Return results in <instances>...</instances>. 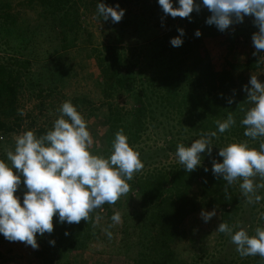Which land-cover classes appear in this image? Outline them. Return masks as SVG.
<instances>
[{
    "label": "rangeland",
    "instance_id": "rangeland-1",
    "mask_svg": "<svg viewBox=\"0 0 264 264\" xmlns=\"http://www.w3.org/2000/svg\"><path fill=\"white\" fill-rule=\"evenodd\" d=\"M70 1L68 10L67 7L62 9L63 6L56 10L51 6L53 0H0V66L10 68L14 77H19L17 111L20 120L17 123L10 121L11 131L0 132V159L6 160V149L14 150V135L34 130L40 136L51 129L60 115L58 108L66 100H71L88 122L94 140L92 152L107 157L113 131L108 122L109 111L114 108L115 112L129 118L135 107L129 89L116 88L110 90L109 98L106 96L103 70L106 68L108 75L113 74V65L120 69L121 76L125 74L140 83L143 79H158L168 71L167 67L176 64L174 74L180 78L182 87L189 90L191 86H187L183 79L190 69L193 72L194 56L198 54L210 62L215 72H229L240 94L247 95L243 89L252 73L264 82V63L258 62L264 52L253 55L252 35L258 29L252 17L246 16L243 23L234 24L224 32L217 28L213 35L204 33L197 45L195 39L198 37L191 35L188 43L193 44V50L189 52L185 47L187 52L174 61L169 54L161 56L157 42L163 41L170 32L179 33V28L186 32L188 25L184 18L165 16L161 9H157L155 0L110 1L111 6L119 4L126 10L118 23L111 19L104 21L98 15L97 5L102 0ZM67 13L73 16H69L70 22L76 20L74 16L77 15L74 27L70 23L64 26ZM64 33L67 43L62 36ZM110 47L115 48L111 54L106 50ZM178 48L175 47V52L180 51ZM100 60H105L103 67ZM20 110L24 115L19 114ZM160 115L157 114L158 121L143 135L140 143L134 145L138 146L144 163V168L134 177L156 169L164 172L182 166L175 155L177 145L190 146L199 138L191 133L193 129L187 121L176 117V121L169 122ZM227 144L230 143L214 137L212 153L201 154L200 166H209L207 164H212L213 159L222 162L219 149ZM199 182H194L192 188L199 210L186 219L172 245L175 264H264L259 256L241 257L230 236L221 243L219 232L215 231L221 223V209L203 207ZM25 190L21 184L16 193L21 200ZM260 190L264 194V189ZM139 198L133 191L111 205V216L103 211L88 247L70 254L66 261H56V264H135L139 252V235L134 229L140 230V220L136 219ZM254 205L245 208V214L237 221L233 233L241 226L250 235L255 233V228H251L257 214ZM213 208H216V216L205 223L200 213ZM115 211L122 214V223L111 229L113 237L109 239L103 229L112 223ZM128 214L130 219H126ZM44 258L41 245L33 249L24 242H10L0 234V264H44Z\"/></svg>",
    "mask_w": 264,
    "mask_h": 264
},
{
    "label": "clouds",
    "instance_id": "clouds-1",
    "mask_svg": "<svg viewBox=\"0 0 264 264\" xmlns=\"http://www.w3.org/2000/svg\"><path fill=\"white\" fill-rule=\"evenodd\" d=\"M158 4L165 16L189 20L194 11L199 13L206 8L211 13L206 23L215 25L221 32L243 23L246 16L252 17L258 29L252 35L253 55L264 52V0H202V4L196 0H178V7H174L173 0H158ZM97 11L104 21L111 19L118 23L126 10L119 4L113 7L100 2ZM178 32L170 41L173 47H180L184 42L185 30L179 28ZM195 35L199 37L202 33L198 29ZM258 62L264 63V55ZM243 90L247 94L246 101L252 105L241 121L245 127L243 135L248 139L220 147L218 155L223 160L213 159L211 170L228 186L239 181L246 203L255 204L264 199L258 194L264 189V140L258 148L250 142L264 138V82L252 73ZM233 102L234 96L228 99L229 104ZM57 111L60 115L51 129L40 136L34 130L14 135V150L6 149V160L0 159V234L10 242H24L33 249L39 248L37 234L43 237L54 231V217L58 216L61 224L88 223L97 209L106 203L115 205L127 195L131 190L129 181L144 168L138 146L130 145L122 128L115 133L111 154L105 157L92 152L94 140L88 122L71 100L64 101ZM19 114L24 115L22 110ZM215 123L219 133H224L236 120L229 113L225 120ZM216 136V131L202 132L190 146L177 145L175 155L188 173L202 164V153L211 155ZM204 170L207 172L208 168ZM257 178L261 182L258 183ZM21 184L26 189L22 203L16 195ZM224 191L225 198L231 199L227 195L228 187ZM216 214V208L200 213L205 223ZM260 216L264 219V213ZM101 219L97 214L93 227ZM111 221L103 229L109 239L113 237L111 229L122 223V214L115 211ZM215 231L229 235L241 257L259 256L264 261V227H256L255 233L250 235L242 226L233 233L228 223L221 222ZM50 244L54 245L55 240Z\"/></svg>",
    "mask_w": 264,
    "mask_h": 264
},
{
    "label": "trees",
    "instance_id": "trees-1",
    "mask_svg": "<svg viewBox=\"0 0 264 264\" xmlns=\"http://www.w3.org/2000/svg\"><path fill=\"white\" fill-rule=\"evenodd\" d=\"M51 6L59 10L71 4L70 0H53ZM101 1V0H99ZM98 1V2H99ZM110 1L102 0V3L112 5ZM197 3L202 4V0H196ZM151 2L150 4H153ZM156 3V4H155ZM157 9H161L158 0H155ZM149 4V5H150ZM174 7H178V0H173ZM162 10V9H161ZM162 12V11H160ZM211 13L202 8L199 13L193 12L191 20L184 18V23L187 26V31L183 36V44L175 52V47L171 46V38L178 36L179 33H168L163 41L157 42L158 47L161 48V56L169 54L172 60L179 59L181 54L187 52L185 47L190 52L193 44L188 43L191 35H195L196 30H200L202 35L207 33L213 35L217 30L215 25H208L207 18ZM67 13L63 20L64 26L70 25L74 27L75 21L78 20L77 15L73 22H70V17ZM144 26V22L142 21ZM160 25V24H159ZM183 26V24H181ZM141 29V28H139ZM142 30V29H141ZM67 43V35H62ZM201 36L195 39L198 44ZM157 43L155 45H157ZM109 54L115 51V48L110 47L106 49ZM194 55V54H193ZM155 62L158 59H154ZM105 60H100V65L103 67ZM121 62V58H120ZM202 59L200 55L194 56V70L190 69L183 81L191 89L185 90L181 85V80L175 76L174 71L176 64L170 65L167 72H164L158 79H143L136 83L132 77L121 76L120 69L113 65V74L108 75L106 68L103 70L105 77V94L109 98L110 90L119 88L122 90L129 89V92L134 97L135 107L129 118H125L119 112H115L111 108L108 114V122L112 127V132L109 137L108 149L106 155L111 154L112 142L115 133L121 128L129 139L130 145H137L143 139V135L148 132L149 128L156 121H158L157 114H161L167 121H176V117L180 120L187 121L188 125L193 129L194 137H200L202 132H217V138L220 141L231 143L232 140H245L243 133L245 127L241 124L246 111L252 107L246 99L247 95L240 94L233 77L229 72H215L210 66V62ZM10 69V68H9ZM0 66V132H9L12 130L10 121L19 122L17 103H18V79L14 77V72ZM178 70V69H177ZM10 71V72H8ZM129 73V69L127 70ZM110 72V71H109ZM177 72V71H176ZM190 83V84H189ZM234 96V102L229 104L228 99ZM232 113L236 123L228 131L219 133L217 120H225L227 115ZM45 134V133H43ZM264 138L250 143L257 147ZM255 142V143H253ZM228 145V144H227ZM209 166H198L196 170L188 173L183 166L171 167V170L165 169L153 170L146 175H138L129 181L130 192L133 191L139 196L140 206L136 212V219L140 220V230L134 228L138 233V258L135 264H175L174 252L172 245L178 237V231L186 219L199 210L198 202L192 196V188L194 182L200 181L203 207H218L221 209V222H226L230 227L236 228L237 221L242 214H245V208L250 206L246 203V198L243 197L239 189V181L228 186L227 182L222 177L219 179L213 175L212 164ZM208 168L206 172L204 169ZM257 182L259 179H257ZM225 187H228L227 195L231 199H226ZM260 193V194H259ZM258 194L264 197L262 191ZM23 200H21V203ZM264 199L259 203H255L257 214L251 228L264 227V219L260 214L264 213ZM111 205L104 204L101 209H97L92 213V220L81 221L79 224H64L59 223L58 216L54 217V231L51 234L45 233L43 237L37 234L39 246L45 252L44 264L60 263V260H68V256L75 252L84 251L94 235L93 223H95V216L101 214L103 211L112 215ZM258 217V218H257ZM126 219H130L129 214ZM68 235H65V233ZM219 239L224 243L229 239V235L219 232ZM55 240V244H50V241Z\"/></svg>",
    "mask_w": 264,
    "mask_h": 264
}]
</instances>
